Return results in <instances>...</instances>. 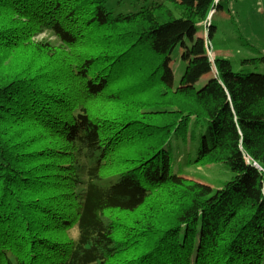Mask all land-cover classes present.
Segmentation results:
<instances>
[{"label": "trees", "instance_id": "obj_1", "mask_svg": "<svg viewBox=\"0 0 264 264\" xmlns=\"http://www.w3.org/2000/svg\"><path fill=\"white\" fill-rule=\"evenodd\" d=\"M108 1L0 0V49L46 59L0 71V264H264V75L212 62L198 36L225 0H167L178 18ZM27 122L38 136L18 139ZM191 124L196 164L235 174L225 189L172 172Z\"/></svg>", "mask_w": 264, "mask_h": 264}, {"label": "rangeland", "instance_id": "obj_2", "mask_svg": "<svg viewBox=\"0 0 264 264\" xmlns=\"http://www.w3.org/2000/svg\"><path fill=\"white\" fill-rule=\"evenodd\" d=\"M225 3L217 13L213 11L207 21L199 25L198 36L206 41L208 57L212 59V62L215 56L218 59L230 61L235 73L264 75V0H225ZM156 4H165L166 9L174 13L177 18L179 17V7L167 0H109L106 9L114 15H127ZM212 29L213 37L210 38L209 32ZM36 41L50 42L56 47L59 46L57 40L49 33L41 34L36 38ZM171 58L175 85L179 86L187 67V63L182 59L181 46L174 50ZM44 61H46L45 57L37 58L28 50L3 51L0 49V71L5 75L15 74L16 69H18L19 75L26 74L34 65L40 67ZM18 76L17 79H19ZM19 80L25 79L21 77ZM208 80V76L201 79L196 84V89L203 88ZM29 82L33 83L32 79H29ZM22 89L20 87L18 90ZM19 91L13 92L19 93ZM11 128L15 131L18 139L20 136L26 135H32L35 138L38 136V129L32 128L29 122ZM205 131L206 128L202 124H191L186 137L172 139L170 147H168L172 172L208 185L214 191L222 190L235 179V174L228 166L218 161L212 164H196L199 142ZM38 143L34 149L38 150L44 144L42 140H39ZM22 147L27 148L28 146L23 145ZM32 162L31 166L34 167L36 163L34 160ZM69 235L77 237L76 228L72 229Z\"/></svg>", "mask_w": 264, "mask_h": 264}]
</instances>
